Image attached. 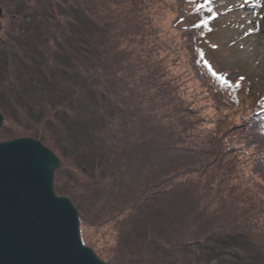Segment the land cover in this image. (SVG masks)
<instances>
[{"label": "trees", "instance_id": "trees-1", "mask_svg": "<svg viewBox=\"0 0 264 264\" xmlns=\"http://www.w3.org/2000/svg\"><path fill=\"white\" fill-rule=\"evenodd\" d=\"M154 3L0 0L10 20L0 36V139L31 137L59 158L53 190L70 199L79 228L115 223L110 255L80 232L108 264H264V198L244 184L225 133L202 130L198 92L186 95L169 71L178 49ZM209 3L179 0L174 21L191 72L203 68L218 85L193 56L195 31L216 14H196ZM257 103L242 131L256 146L247 172L264 185V97Z\"/></svg>", "mask_w": 264, "mask_h": 264}, {"label": "rangeland", "instance_id": "rangeland-1", "mask_svg": "<svg viewBox=\"0 0 264 264\" xmlns=\"http://www.w3.org/2000/svg\"><path fill=\"white\" fill-rule=\"evenodd\" d=\"M178 9L179 0H155L151 10L155 23L167 29L166 39L178 49L180 60L175 64L170 63L169 71L184 80L186 95H192L190 86L194 85L198 93L192 95V108L197 118L202 120V130L213 132L216 138L225 133L223 144L233 147L234 160L246 167L241 179L264 198L263 183L247 172L256 146L246 143L250 140L245 137L247 133L242 131L244 125H248L253 108L264 97V27L260 24L264 21V0H210L208 8L196 12L198 16H203V11L207 9L216 13L209 22V30L204 32L202 28L195 31L200 43L195 53L192 51L199 63H208L214 73L220 75L218 85H213L206 78L203 68L202 77L198 71L194 74L191 72L193 57L184 48V31L174 21ZM5 16L1 18V37L10 24L8 16ZM187 70L189 75H186ZM8 126L11 124L8 123ZM68 181L69 178L64 177V183ZM114 225L112 221L101 225L81 223L79 229L85 241L91 242L95 250L110 255L114 244L111 226L114 229Z\"/></svg>", "mask_w": 264, "mask_h": 264}, {"label": "water", "instance_id": "water-1", "mask_svg": "<svg viewBox=\"0 0 264 264\" xmlns=\"http://www.w3.org/2000/svg\"><path fill=\"white\" fill-rule=\"evenodd\" d=\"M2 17L0 6V30ZM59 166L34 138L0 141V264H108L82 243L70 199L54 193Z\"/></svg>", "mask_w": 264, "mask_h": 264}, {"label": "bare ground", "instance_id": "bare-ground-1", "mask_svg": "<svg viewBox=\"0 0 264 264\" xmlns=\"http://www.w3.org/2000/svg\"><path fill=\"white\" fill-rule=\"evenodd\" d=\"M264 22V21H263ZM263 22H260L261 26L264 27V23Z\"/></svg>", "mask_w": 264, "mask_h": 264}]
</instances>
